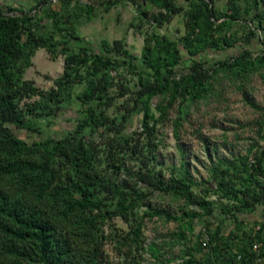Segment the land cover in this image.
Listing matches in <instances>:
<instances>
[{
    "label": "trees",
    "instance_id": "trees-1",
    "mask_svg": "<svg viewBox=\"0 0 264 264\" xmlns=\"http://www.w3.org/2000/svg\"><path fill=\"white\" fill-rule=\"evenodd\" d=\"M119 1L36 0L28 7L0 6V264H105L109 240L122 264H144V253L169 263L158 245L145 247L143 218L135 219L143 199L154 192L178 196L191 207L188 220L177 219L180 225L174 234V246L186 247L180 264H264L262 220L255 221L260 229L254 227L240 245L232 242L234 232L226 237L218 225L206 230L208 241L198 235L199 240L187 246V233L194 234L196 219L206 217L212 226L216 202L211 193L235 201L233 206L225 204L222 211L233 217L239 229L244 224L240 214L264 206L260 180L264 149L255 164L242 159L246 174L238 182L221 170L226 160L218 159L213 167L217 188L209 185L204 196L195 191L198 183L187 169L174 168V175L166 179L149 166L163 144L158 125L169 121L176 104L183 118L181 112L190 100L208 99L213 91L210 83L218 72L241 81L255 72L264 73V48L258 55L244 48L217 65L203 63L201 56L206 51H228L239 43L251 45L257 33L247 24L252 21L264 31V0H243L244 6L239 0H228L226 11L216 7V0H129L136 4L140 18L152 11L141 58L128 51L123 40L105 42L98 52L73 44L81 38L83 22L95 16L96 6L108 13ZM182 12L186 32L181 38L172 41L154 33L169 23L170 16ZM237 25L248 31L234 33ZM40 49L52 60L60 56L65 60L63 75L49 91L25 79ZM183 52L192 58L188 73L178 71ZM118 72L120 79L124 76L121 83L114 76ZM132 81L136 89L129 86ZM76 86L84 87L77 94L84 118L75 133L59 139L45 137L41 122L54 125L51 117L62 115L65 104L75 97ZM114 89L119 90L117 96H111ZM118 98H126L127 107L133 103L131 114H143L141 131L125 132L131 115H108ZM154 99H158L155 106ZM249 104L263 119L264 107L258 108L253 101ZM173 124L178 136L181 119ZM88 128L91 140L84 135ZM15 129L26 131L27 136ZM258 136L264 142V121ZM156 216L175 219L160 209L144 214V218ZM116 217L131 229L124 235H107L104 227Z\"/></svg>",
    "mask_w": 264,
    "mask_h": 264
},
{
    "label": "rangeland",
    "instance_id": "rangeland-1",
    "mask_svg": "<svg viewBox=\"0 0 264 264\" xmlns=\"http://www.w3.org/2000/svg\"><path fill=\"white\" fill-rule=\"evenodd\" d=\"M57 1L55 0V2ZM87 1L89 0H84V2ZM142 2L143 0L136 1V3ZM216 2V7L221 11H226L229 7L228 0H216ZM239 3L243 5L245 2L239 1ZM7 5L30 6L32 1L0 0L1 7ZM95 8L93 21L86 23L84 27L80 28L83 38L89 37L90 41L94 39V47L97 51H99L98 41L103 38L111 42L123 40L125 48L134 56L141 58L144 52L146 33L148 34V31L151 30L150 18L152 11L147 10L146 15L140 18L136 4L129 0L119 1L118 5L108 13H104L99 6ZM185 18L184 12L172 15L169 23L165 24L163 28L157 29V32L154 33L172 41L179 39L186 32L184 28ZM99 27L100 32L98 30ZM233 29L234 33L239 34L248 31L247 28L244 30L239 25ZM257 42L260 44V49L264 47L261 39L258 38V41L254 44H257ZM241 46L238 45L237 48L225 52H203L201 55L202 62L208 65H217L219 62L226 61L228 58H232L242 52ZM260 49L251 50L257 54ZM183 60L178 71L179 73H188L190 69L189 60H192V58L184 55ZM34 61L36 64L26 71L25 79L33 81L41 90L49 91L54 86V81L61 77L64 72V57L60 56L59 59L52 62L53 60H51L48 53L40 50L38 57ZM119 72L114 76L117 78L116 81L121 83L124 76H121L120 79ZM214 77V80L210 83L213 91L207 100H190L184 105V109L181 112L183 118L180 117V106L176 104L171 111L169 121L158 125L163 144L159 148L156 160L149 165L153 171L162 172L166 179L170 175H174V168L187 169L189 175L198 183L195 191L201 196L206 195L205 192L209 185H214L217 188L213 167L218 159L226 160L227 164L221 170L225 169L224 171L227 172L226 174L229 175L233 182H238V178L244 179L246 174L242 159L247 157L249 164H255L256 156L259 155L260 150L264 149V142L258 136V130L264 118L262 119V113L258 109L253 108L249 104V101H253L258 108L264 107V73L255 72L247 81L233 80L232 76L224 72H218L214 74ZM135 84L136 81L129 83L131 89H136L134 88ZM240 85H244V89H238ZM83 90V86H76L75 97L70 103L65 104V110L62 115L55 118L51 117L54 121L53 126H47L45 121L41 122V134L45 137L59 139L75 133L79 126V121L84 118L81 101L77 99V94L82 93ZM118 92V89H114L111 96H117ZM157 102L158 99H154V106ZM178 103L180 102L178 101ZM127 104L126 98H118L116 104L108 109L107 113L112 118L131 115L129 120L125 122V132L131 134L134 131H141L143 114H131L130 106L133 103L128 107ZM153 110L159 116L158 111L155 108ZM179 119H181L182 126H180L179 135L177 136L173 121L175 122ZM15 132L18 135L27 136L24 130L15 129ZM84 135L87 140L92 139L89 128L86 129ZM256 144H259L258 147L250 153L249 151ZM136 167L138 169V165ZM242 171L244 175H242ZM179 173L181 174V171ZM260 180L264 182V177H260ZM210 198L216 202L214 218L211 220L212 226L207 225L206 217L196 219L194 234L187 233L189 238L187 246H193L199 240L198 235H201L203 242L208 241L209 237L206 234V230L208 227L211 230H215L218 225L222 227V233L226 237L234 232L235 235L232 237V242L240 245L244 237L250 234L255 227V221L262 220L264 222V206L259 205L255 211L239 215V219L244 222L242 229H239L234 224L233 217L228 215V212L222 211V207L225 204L233 206L236 204L235 201L223 199L217 193H211ZM154 209L164 210L175 219L168 220L167 217L157 216L153 219L144 218L146 212ZM190 211L191 207L186 205L185 200L175 195L154 192L143 199V205L136 211L135 219L138 221L143 218L142 239L144 245L148 248L155 243L162 250L163 258L170 260L169 263L157 262L151 257L150 253H144V264H180L182 262V252L186 247L174 246L177 241L174 234L180 225L177 219H183L182 221H184L187 219L186 214ZM256 228L258 229V227ZM130 229L131 227L128 223L117 217L104 227L107 235H114L115 233L124 235ZM104 262L105 264H122L112 240L106 242Z\"/></svg>",
    "mask_w": 264,
    "mask_h": 264
},
{
    "label": "crops",
    "instance_id": "crops-1",
    "mask_svg": "<svg viewBox=\"0 0 264 264\" xmlns=\"http://www.w3.org/2000/svg\"><path fill=\"white\" fill-rule=\"evenodd\" d=\"M32 1V5L35 3V1L36 0H31ZM239 1H243V0H239ZM180 4H182V3H180ZM32 5H30V6H32ZM183 5V4H182ZM245 5V3L243 4V5H241V6H244ZM17 6H25V5H17ZM29 5H27V6H25V7H28ZM115 8V7H114ZM113 8V9H114ZM112 11V10H111ZM261 14H263L264 15V8H263V11H262V13ZM135 19H136V16H135ZM134 20V19H133ZM93 21V19L92 20H87V21H84L83 22V24L81 25V27L83 26L84 27V25H86V23H91ZM80 27V28H81ZM184 28H185V31H186V27L184 26ZM81 30V29H80ZM79 30V34H81L80 36H81V38L79 39V40H77V41H74L73 42V44L74 45H81V46H88V47H91V48H93V49H95V47H94V39L93 38H91V39H93V41H90L87 37H85V38H83V36H82V32ZM98 30H99V32H100V27L98 28ZM97 30V31H98ZM98 33V32H97ZM98 35V34H97ZM256 41H258V36L257 37H255L253 40H252V43H251V45H246L245 43L243 44H240L239 43V45H242L241 46V48L242 49H244V48H248V49H260V44H258V42H257V44H254ZM99 43L97 44V45H99V51L102 49V47H103V44L105 43V42H111L110 40H106L105 38H103L102 40H99L98 41ZM113 42V41H112ZM238 47V45L236 46V48ZM263 48V47H262ZM261 48V49H262ZM233 49V48H232ZM260 49V50H261ZM40 50H44V49H40ZM40 50L36 53V55H35V57L33 58V65L34 64H36V62L34 61V59L36 58V57H38V53L40 52ZM44 51H46V50H44ZM97 51V50H96ZM252 51V50H251ZM47 52V51H46ZM98 52V51H97ZM184 53V52H183ZM185 55H186V53H184ZM49 55V54H48ZM59 59V58H58ZM52 60V59H51ZM52 62H55V60H53ZM63 75V74H62Z\"/></svg>",
    "mask_w": 264,
    "mask_h": 264
},
{
    "label": "built area",
    "instance_id": "built-area-1",
    "mask_svg": "<svg viewBox=\"0 0 264 264\" xmlns=\"http://www.w3.org/2000/svg\"><path fill=\"white\" fill-rule=\"evenodd\" d=\"M55 1V0H54ZM88 2V1H87ZM238 23H245L241 20H237ZM251 30H254L257 33V36L259 39H261L263 41V46H264V31L258 26V24L254 23V22H250L249 24H247ZM264 48V47H263ZM262 48V49H263ZM258 55V53L256 54ZM257 229V228H256ZM260 229V227L258 226L257 231ZM259 245L255 246V249L258 250Z\"/></svg>",
    "mask_w": 264,
    "mask_h": 264
}]
</instances>
